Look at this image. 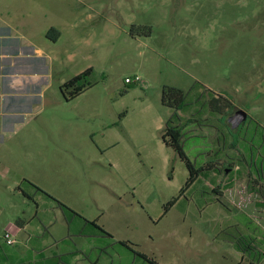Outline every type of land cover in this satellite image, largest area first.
<instances>
[{
	"label": "rangeland",
	"instance_id": "374dc122",
	"mask_svg": "<svg viewBox=\"0 0 264 264\" xmlns=\"http://www.w3.org/2000/svg\"><path fill=\"white\" fill-rule=\"evenodd\" d=\"M101 1L108 20L97 34L102 58L92 61L89 77L101 116L87 114L71 139L56 129L53 141L0 145V205L13 207L0 209V227L15 210L22 220L35 210L14 190L16 173L38 203L31 226L43 223L50 239L66 235L65 221L31 183L158 264H264V0ZM132 25H148L150 34L132 36ZM134 75L143 84L124 81ZM164 85L185 93L186 108L161 102ZM213 96L232 107L211 111ZM237 109L247 118L231 128L227 118ZM174 114L186 154L206 170L164 213L188 176L161 139ZM75 241L79 249L94 244ZM117 250L118 258L111 252L101 264H153Z\"/></svg>",
	"mask_w": 264,
	"mask_h": 264
},
{
	"label": "crops",
	"instance_id": "0c3cea01",
	"mask_svg": "<svg viewBox=\"0 0 264 264\" xmlns=\"http://www.w3.org/2000/svg\"><path fill=\"white\" fill-rule=\"evenodd\" d=\"M97 1L93 6L88 0H0V145L5 141H14V147L18 141H53L56 129L68 130L63 137L71 139L87 122V114L95 120L101 116L100 92L88 88L70 100L60 92L63 82L88 67L94 70L92 61L102 58L101 49H96L100 44L97 34L108 19L102 1ZM50 30L58 32L56 38L49 36ZM18 180L14 173V190L34 200L35 210L25 220L15 210L8 224L0 227V264H43L53 254L64 253L67 263L60 264H84L83 260L101 264V257L110 255L103 252L102 244H93L90 248L95 253L90 251L87 259L84 252L90 248H77L78 236L72 237V243L63 240L68 236L67 226L66 235L58 240L50 239L43 223L33 228L38 203L31 190L18 188ZM10 202L4 204L9 211L13 208ZM5 232L14 240L11 244L5 242Z\"/></svg>",
	"mask_w": 264,
	"mask_h": 264
},
{
	"label": "trees",
	"instance_id": "16d2710c",
	"mask_svg": "<svg viewBox=\"0 0 264 264\" xmlns=\"http://www.w3.org/2000/svg\"><path fill=\"white\" fill-rule=\"evenodd\" d=\"M58 32L56 30H50L49 36L52 38L57 37ZM130 34L132 36L135 35H143L148 36L150 34V26L148 25H132L130 28ZM92 68L88 67L84 71L72 76L65 82L60 85V92L65 100H70L82 93L84 90L90 88L94 83L89 79ZM131 84V83H129ZM185 93L176 87L164 85L162 87L161 93V102L170 107L176 108H186L185 102ZM208 107L211 111L221 112L224 108H231L232 102L223 96H213L208 99ZM175 119H178V116L175 114L169 118L166 122L165 127L161 133V139L166 146L173 148L178 154L179 158L184 162L187 170L188 176L184 182V185L180 188L178 194L163 204V212H167L170 206H172L175 201L184 194V192L188 189V187L206 170L204 166H195V164L189 159L188 155L185 152L182 144V128L176 123ZM212 161L206 163L207 168H212ZM24 180V179H23ZM31 185L38 190L39 192L45 194L55 201L57 206L59 207L64 221L67 226L68 236L63 240L67 243H72L71 239L73 236H84L88 240L93 241L94 244L101 245L102 250L105 254L119 253L117 250V246H121L128 251H130L133 255L147 260L150 263L158 264L154 261L153 258L148 257L145 253L133 248V243L130 240H116L113 238L111 233L107 231L102 224L98 222L97 218L88 219L64 202L54 198L52 195L44 191L39 186L31 183ZM21 186L18 185V188ZM214 192L221 193V191L217 189ZM24 196H28L31 198L24 190H21ZM33 200V199H32ZM36 204V202L33 200ZM113 248H116L113 249ZM61 262L67 263V254H53V256L48 257L44 260L43 264H60ZM30 264V263H28ZM37 264H42V262H38ZM95 264V263H93ZM247 264H255L254 262H249Z\"/></svg>",
	"mask_w": 264,
	"mask_h": 264
},
{
	"label": "water",
	"instance_id": "95a60500",
	"mask_svg": "<svg viewBox=\"0 0 264 264\" xmlns=\"http://www.w3.org/2000/svg\"><path fill=\"white\" fill-rule=\"evenodd\" d=\"M247 118V112L244 109H237L227 118L228 125L231 128L238 127Z\"/></svg>",
	"mask_w": 264,
	"mask_h": 264
},
{
	"label": "built area",
	"instance_id": "2783aa9c",
	"mask_svg": "<svg viewBox=\"0 0 264 264\" xmlns=\"http://www.w3.org/2000/svg\"><path fill=\"white\" fill-rule=\"evenodd\" d=\"M124 81L126 83H138V84H142L143 80H141V77L139 75H134L133 77H125ZM3 237L5 239V242L8 244H11L14 240L10 237V233L9 232H5L3 234Z\"/></svg>",
	"mask_w": 264,
	"mask_h": 264
},
{
	"label": "flooded vegetation",
	"instance_id": "af4514ba",
	"mask_svg": "<svg viewBox=\"0 0 264 264\" xmlns=\"http://www.w3.org/2000/svg\"><path fill=\"white\" fill-rule=\"evenodd\" d=\"M235 111V110H234Z\"/></svg>",
	"mask_w": 264,
	"mask_h": 264
}]
</instances>
